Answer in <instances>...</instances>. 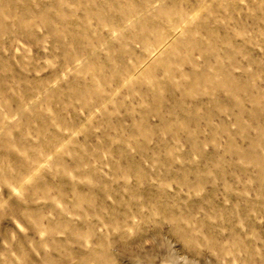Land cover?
I'll return each mask as SVG.
<instances>
[{
    "label": "rangeland",
    "instance_id": "374dc122",
    "mask_svg": "<svg viewBox=\"0 0 264 264\" xmlns=\"http://www.w3.org/2000/svg\"><path fill=\"white\" fill-rule=\"evenodd\" d=\"M0 264H264V0H0Z\"/></svg>",
    "mask_w": 264,
    "mask_h": 264
}]
</instances>
